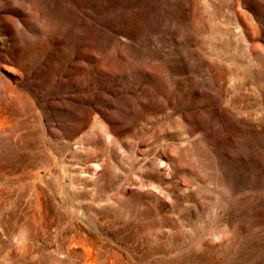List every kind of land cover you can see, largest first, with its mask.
<instances>
[{"label": "rangeland", "instance_id": "obj_1", "mask_svg": "<svg viewBox=\"0 0 264 264\" xmlns=\"http://www.w3.org/2000/svg\"><path fill=\"white\" fill-rule=\"evenodd\" d=\"M0 264H264V0H0Z\"/></svg>", "mask_w": 264, "mask_h": 264}]
</instances>
